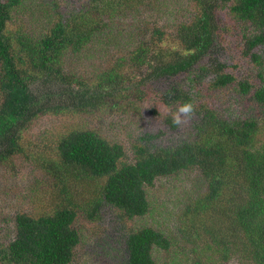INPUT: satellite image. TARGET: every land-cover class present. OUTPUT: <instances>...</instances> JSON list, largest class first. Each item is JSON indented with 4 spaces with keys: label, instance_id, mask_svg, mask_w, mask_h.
<instances>
[{
    "label": "trees",
    "instance_id": "obj_1",
    "mask_svg": "<svg viewBox=\"0 0 264 264\" xmlns=\"http://www.w3.org/2000/svg\"><path fill=\"white\" fill-rule=\"evenodd\" d=\"M43 1L42 10L0 0V172H13L0 178V201L14 204L19 164L41 188L11 214L0 264H72L82 226L104 209L128 230L126 264H177L182 254L210 264L213 252L264 264V0ZM230 51L258 85L229 71ZM232 86L253 93L260 119L223 105ZM186 101L194 112L177 126L172 113ZM117 119L123 130L145 123L131 161L105 131ZM168 128L186 139L154 145ZM185 175L205 191L184 197L176 232L134 226L156 218L153 189Z\"/></svg>",
    "mask_w": 264,
    "mask_h": 264
},
{
    "label": "rangeland",
    "instance_id": "obj_2",
    "mask_svg": "<svg viewBox=\"0 0 264 264\" xmlns=\"http://www.w3.org/2000/svg\"><path fill=\"white\" fill-rule=\"evenodd\" d=\"M36 3V8L46 9L47 6L42 3L40 4L39 0H34ZM71 1V0H70ZM177 2V0H174ZM71 2H69L70 5ZM184 0H178L177 6H185ZM40 5V6H39ZM73 5V4H72ZM23 11H19L21 14ZM45 20L48 22L47 13H44ZM43 25L42 27H44ZM41 27V28H42ZM228 60L230 62L229 71L234 73L237 76H245L249 79L252 85H258V78L254 72V67L248 63L240 64L239 56L236 51H230L228 55ZM80 69V68H78ZM33 91L37 94H42L47 90V87L42 84L34 85ZM208 94V93H207ZM222 100H220L225 107H228L231 112L238 116H251L253 118H261V109L255 103L253 98V93L244 95L237 92L236 87L232 86L221 94ZM50 103V104H49ZM49 105H66L64 100L49 99ZM124 119H117L113 127L109 130H105L109 136L116 141H119L125 146L127 158L129 161L132 160V151L134 143L138 142V136L142 133L145 127V123H131L129 126L123 130L122 124ZM106 125V123H104ZM186 139L185 131L183 129L172 130L168 128L165 130V135L153 140L154 145L158 146H170L175 145L182 140ZM45 149V148H43ZM9 170V171H8ZM4 169L0 172V178L5 179L6 176L10 177V171L12 168L8 167L6 173ZM16 175L13 177L12 186L14 188L11 208H6V204L0 203L5 208V211L9 213V224L5 222V217L3 212H0V237L7 238L12 229L11 223V214L14 212V209L23 210L25 207L21 203H25L33 199L28 193L32 192L37 187L41 189L33 177L27 178L26 175L29 172V169L22 167L21 164L16 166L15 169ZM13 173V172H12ZM183 176V182L179 179H169L168 181L162 182L157 185V188H154L152 191V208H158V213L156 218H152L150 214L145 217L137 218L134 221V226H155L160 227L163 230L168 232H176V224L178 222V217L180 216L183 209L184 197L191 192L194 193L197 197L198 194H201L205 191L203 184L196 178L186 179ZM193 176V175H192ZM199 183L196 185L195 183ZM8 184H11L9 181ZM1 187V186H0ZM186 188L187 191L185 190ZM194 196V198H195ZM192 196H190L191 198ZM5 199L7 196H4L0 192V199ZM189 199V197L187 198ZM186 199V200H187ZM19 205L18 208L17 205ZM82 236L83 241L76 250V255L72 264H126L127 254L125 249V238L124 236L128 232L125 226H120L117 215L113 214L111 209H104L101 214V219L91 223L86 221V224L82 226ZM7 241V240H5ZM202 246L203 244H199ZM200 250V248H198ZM188 251V248L185 249ZM213 252V251H212ZM215 254L214 261L210 264H251V261L241 259V252L228 255V261L221 262L218 258V255ZM184 255L182 254L180 260L177 264H194L191 260L194 256H189L187 259H183ZM206 260V258H204Z\"/></svg>",
    "mask_w": 264,
    "mask_h": 264
},
{
    "label": "clouds",
    "instance_id": "obj_3",
    "mask_svg": "<svg viewBox=\"0 0 264 264\" xmlns=\"http://www.w3.org/2000/svg\"><path fill=\"white\" fill-rule=\"evenodd\" d=\"M194 112V104L191 101L180 103L176 111L172 113L173 124L179 126L184 122V118H190Z\"/></svg>",
    "mask_w": 264,
    "mask_h": 264
}]
</instances>
